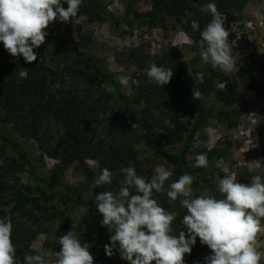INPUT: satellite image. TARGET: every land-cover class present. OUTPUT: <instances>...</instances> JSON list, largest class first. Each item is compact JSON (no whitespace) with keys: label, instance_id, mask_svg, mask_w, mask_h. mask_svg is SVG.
<instances>
[{"label":"rangeland","instance_id":"1","mask_svg":"<svg viewBox=\"0 0 264 264\" xmlns=\"http://www.w3.org/2000/svg\"><path fill=\"white\" fill-rule=\"evenodd\" d=\"M116 0H107L106 13L102 20L90 22L83 14L71 18L69 22H61L58 19L52 22L45 31L46 40L39 48H35L37 56L47 45L58 49L70 48L81 58L87 59L91 70L100 75L111 73L117 76L124 75L129 79L128 86H122L121 91L127 96L129 102L135 105L138 111L144 109L146 89L154 85L144 73V69L151 63L172 69L167 66V59L173 49L182 54V58L189 64L193 77L202 81L204 73L211 68L200 56L199 44L195 42L193 35L198 26L193 12L178 21L175 17H167L166 20L153 21L144 17L145 13L152 10V0H119L121 7L115 6ZM242 9L233 13L230 19L219 12L225 22V27L230 31L233 55L237 58L238 71L225 74L218 69L215 73H221L225 81L220 82L217 78L218 88H224L227 80L235 81L237 95L240 102L231 108H227L218 101L215 94L204 100V107L212 117L209 118L204 128L196 135L192 149L188 154V161L195 169V178L199 182V189L205 194L215 195L222 198L218 192V178L225 175L233 176L237 182L248 184L255 176L264 180V22L257 20L254 11L259 9L264 12V0H241ZM83 36L88 37L85 45L82 44ZM0 53L9 54L3 43L0 42ZM3 61L0 59V75L3 70ZM52 67H56L51 61ZM173 73L175 70L172 69ZM24 76V74L22 75ZM106 90L113 100H118L116 89L109 86ZM153 110L158 116L160 111L155 107L160 95L153 96ZM138 101L140 104H138ZM115 104H112L114 107ZM121 109L112 113L119 115ZM225 111L228 122L222 121L220 113ZM114 117L111 114L100 116L96 127L97 138L104 139L108 135V127ZM115 132L118 138L127 139L132 143L136 151V158L132 163L135 170H139L140 176L151 179L159 169L172 171L173 166L165 160L157 157L154 152L144 143L133 141L134 132L138 127L129 116L120 117L116 124ZM116 130V129H115ZM2 135L17 142L21 149L27 154L33 164L14 170L7 178L13 188L36 187L42 182H49L52 175L58 171L61 161L51 153L56 148L58 140L64 134L65 128L62 123L51 118L43 121L39 137L37 139H26L12 131L11 127H4L0 123ZM141 132V131H140ZM184 140L169 148L174 153L184 149ZM255 145V146H253ZM253 146V147H252ZM206 154L207 167H194L195 156ZM19 154L12 147H4L0 141V171L2 167L12 165V160H19ZM94 173L88 175V170ZM59 173V172H58ZM111 185H102L106 190L118 191L124 176L120 170L113 171ZM100 174L99 163L88 159L85 163L74 162L66 168L58 182L57 193L66 192L79 193L84 203L95 200L97 186L95 178ZM41 177V180H37ZM173 181L172 177L166 182L165 188ZM11 193V191H10ZM153 198L161 207L167 211L176 212L177 218H183L186 209L182 208L179 199L171 202L165 193H155ZM49 209L54 213L53 217H47L36 235L30 249L33 252L60 250L58 238L72 230L79 237L80 227L86 225L95 215L92 214L84 204L66 203L54 199L49 204ZM62 212V214H61ZM264 225V220H262ZM179 224L172 223L173 232L177 231ZM199 239V238H197ZM259 251L264 253V232L258 235ZM114 254L106 255L105 248L94 254V264H108L115 260L119 264H128L121 259L119 252L113 250ZM205 255L201 250L192 249L191 254L184 257L185 264H205ZM55 256L48 261L54 264ZM261 264H264L262 257Z\"/></svg>","mask_w":264,"mask_h":264},{"label":"trees","instance_id":"2","mask_svg":"<svg viewBox=\"0 0 264 264\" xmlns=\"http://www.w3.org/2000/svg\"><path fill=\"white\" fill-rule=\"evenodd\" d=\"M106 1L83 0L79 13L85 15L90 22H98L105 16ZM209 2L215 3L218 12L226 14L230 19H233L236 10L242 9L241 0H152V10L145 13L144 17L153 21L175 17L180 21L188 12H193L198 26L193 37L199 44L200 32L212 19L210 13L201 12L199 9ZM63 6L67 8L68 5L64 3ZM82 40V44L85 45V40L89 38L83 36ZM39 55L36 61L26 63L22 56L14 58L10 54L0 53V59L4 60L0 75V123L4 127H11L13 132L26 139H37L43 121L48 118L62 123L65 128L64 134L51 153V156L61 161L58 171L52 175L49 182L23 189L10 186L7 178H10L14 170L24 166L33 167V164L20 145L2 135L0 131L2 145L12 147L20 157L19 160L13 159L12 165L2 167L0 171V218L11 217L13 224L11 239L16 249L17 264H24L25 255L37 254L30 246L39 233L38 226H41L47 217L51 218L56 213V211L52 213L48 206L54 199L84 204L95 215L94 219L80 227L78 237L82 244L90 245L92 255L110 243L112 233L101 226L102 217L96 210V201L91 199L84 203L81 194L69 191L59 194L57 188L59 174L77 161L85 163L88 159L96 160L100 172L104 168L113 172L132 166L136 151L130 137L129 140H124L118 138L115 133L118 129L115 124L120 121V117L124 118L127 115L137 125L138 128L133 130V141L144 142L157 157L173 166V181L185 173L191 174L194 177L192 185L194 194H204L199 189V182L194 176L196 172L188 161V154L196 135L212 117V113L204 107V100L215 94L218 101L227 108L235 106L240 102L235 81L227 80L224 88H218L217 78H220V82H224L225 79L221 73L216 74L211 67L199 82L191 74L190 66L182 58V54L173 49L166 62L167 66L175 70L171 81L163 87L150 85L144 95L147 106L138 111L122 93L120 83L114 75L111 73L100 75L91 70L87 59L76 55L73 49H58L46 45ZM49 61L56 67L49 65ZM109 86L116 89L118 100H113L106 90ZM193 89L200 93L196 98ZM154 94L160 95L155 105L160 111L158 116L153 110ZM112 104L115 106L112 107ZM118 108L121 109L120 114L114 115L112 109L114 111ZM107 114L114 117V120L110 121L108 135L104 139L97 138V120ZM219 117L222 121L228 122L225 111L221 112ZM185 135L187 141L184 149L174 153L169 147L180 143ZM87 172L89 176L94 175L91 169ZM136 172L140 175L142 171ZM37 180H41V177ZM109 190L102 186L97 188L96 194ZM181 221V217L173 221L180 226L177 231H172L173 235L187 231ZM195 248L201 250L205 256L211 254L210 249L202 245L199 239L192 247ZM108 264L119 263L111 260Z\"/></svg>","mask_w":264,"mask_h":264},{"label":"clouds","instance_id":"3","mask_svg":"<svg viewBox=\"0 0 264 264\" xmlns=\"http://www.w3.org/2000/svg\"><path fill=\"white\" fill-rule=\"evenodd\" d=\"M82 3L83 0H0V42L12 57L22 56L26 63H32L37 60L34 49L45 43V29L57 19L67 23L77 17ZM115 6L121 7L119 0ZM199 10L212 17L200 32L201 59L225 74L237 72L230 31L215 3H206ZM254 16L264 22V12L257 9ZM144 73L151 83L161 87L173 76L172 69L156 63H151ZM117 81L125 87L129 84L124 75L117 76ZM193 95L196 98L200 93L193 89ZM207 164L206 154L195 156L194 167ZM120 171L124 179L118 191H103L95 196L101 226L112 233L110 243L104 245L109 257L116 249L128 264H185V255L191 254L199 238L211 251L204 257L205 264H261L264 253L259 251L258 235L264 232V180L260 176L253 177L248 184L237 182L230 175L218 178V192L222 196L218 199L207 193L195 195L194 177L188 173L165 188L173 175L170 170L159 169L151 179L138 175L132 166ZM112 177L113 173L104 168L94 183L111 185ZM154 192H166L171 202L179 199L186 209L181 221L186 232L172 234L177 213L161 207L153 198ZM12 230L11 217L0 218V264H17ZM58 242V252L25 255L24 264H48L53 255L54 264H94L90 245L82 244L72 230L60 236Z\"/></svg>","mask_w":264,"mask_h":264}]
</instances>
